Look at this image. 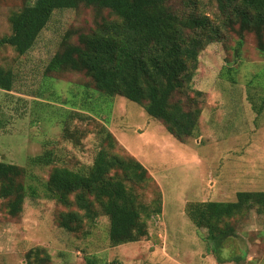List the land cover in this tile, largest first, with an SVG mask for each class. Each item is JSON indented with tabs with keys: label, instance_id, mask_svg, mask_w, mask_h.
I'll use <instances>...</instances> for the list:
<instances>
[{
	"label": "rangeland",
	"instance_id": "rangeland-1",
	"mask_svg": "<svg viewBox=\"0 0 264 264\" xmlns=\"http://www.w3.org/2000/svg\"><path fill=\"white\" fill-rule=\"evenodd\" d=\"M29 1L0 0V35L11 32V12ZM203 2L206 13H218L214 2ZM171 3L183 6V0ZM94 15L85 8L57 14L25 55L0 49V67L16 75L12 91L0 89V161L18 167L15 191L26 194L16 217L8 213V199H0V264H27L36 247L50 253L51 264H84L89 257L105 264H264V215L252 210L237 218L236 234L217 256L207 231L185 211L189 202L264 191V56L254 35L246 34L239 54L235 35L201 52L193 88L203 92V113L195 136L179 141L137 103L90 87L85 73L45 74L65 31L87 28ZM175 99L185 102L186 95ZM108 132L117 152L136 158L154 179L136 186L140 200L153 206L160 195L163 202L162 213L148 221L147 237L117 246L107 216L77 233L59 226L67 208L47 189L56 165L87 171ZM48 152L51 164L37 161Z\"/></svg>",
	"mask_w": 264,
	"mask_h": 264
},
{
	"label": "trees",
	"instance_id": "trees-1",
	"mask_svg": "<svg viewBox=\"0 0 264 264\" xmlns=\"http://www.w3.org/2000/svg\"><path fill=\"white\" fill-rule=\"evenodd\" d=\"M171 1L30 0L11 12V32L0 35V49L10 46L25 55L57 14L90 9L95 13L93 24L65 31L45 74L85 73L90 87L137 103L184 141L195 136L203 113V92L193 88L201 52L235 35L233 48L239 54L246 34L251 33L264 56V0H210L218 8L213 17L204 11L203 0H183L181 8H174ZM15 81L12 69L0 67V89L12 91ZM180 93L186 95L185 102L175 99ZM117 146L108 132L87 171L56 165L47 181L50 195L67 208L59 214V226L77 233L85 223L107 216L109 239L116 246L147 237L148 221L163 208L160 195L153 199V206L140 200L136 186L154 179L136 158L120 155ZM49 153L37 161L51 164ZM18 176L15 164L0 161V199H8L11 217L23 211L25 201V192L15 191ZM252 210L264 215V191H240L236 200L228 202L193 201L185 209L190 221L207 231L217 256L236 234L237 218ZM26 260L27 264H51V255L36 247L27 252ZM84 264L105 263L89 257Z\"/></svg>",
	"mask_w": 264,
	"mask_h": 264
}]
</instances>
